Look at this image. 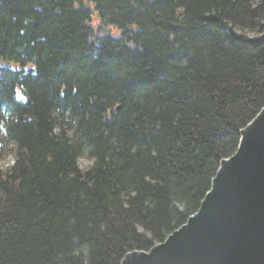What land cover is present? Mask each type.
<instances>
[{"label": "trees", "instance_id": "trees-1", "mask_svg": "<svg viewBox=\"0 0 264 264\" xmlns=\"http://www.w3.org/2000/svg\"><path fill=\"white\" fill-rule=\"evenodd\" d=\"M263 107L264 0H0V264L165 241Z\"/></svg>", "mask_w": 264, "mask_h": 264}, {"label": "water", "instance_id": "water-1", "mask_svg": "<svg viewBox=\"0 0 264 264\" xmlns=\"http://www.w3.org/2000/svg\"><path fill=\"white\" fill-rule=\"evenodd\" d=\"M222 159L196 213L165 241L120 264H264V107Z\"/></svg>", "mask_w": 264, "mask_h": 264}, {"label": "rangeland", "instance_id": "rangeland-1", "mask_svg": "<svg viewBox=\"0 0 264 264\" xmlns=\"http://www.w3.org/2000/svg\"><path fill=\"white\" fill-rule=\"evenodd\" d=\"M98 23H99V21L97 20L96 16H93L92 24H93L95 27H97V26H98ZM108 30H109L110 32H113V34H116V33H115L116 31H115L114 28L109 27ZM80 160H81L80 163H81V165H82L83 167H86V166L89 165V163H90V159H88L86 155L82 156ZM0 161H5V162H7V161H8V157L5 158V159H2V160H0Z\"/></svg>", "mask_w": 264, "mask_h": 264}, {"label": "clouds", "instance_id": "clouds-1", "mask_svg": "<svg viewBox=\"0 0 264 264\" xmlns=\"http://www.w3.org/2000/svg\"><path fill=\"white\" fill-rule=\"evenodd\" d=\"M8 161L14 163L15 162V159L14 157H8ZM6 165V162L5 161H0V167H4Z\"/></svg>", "mask_w": 264, "mask_h": 264}]
</instances>
